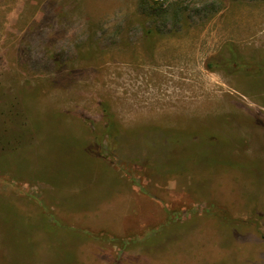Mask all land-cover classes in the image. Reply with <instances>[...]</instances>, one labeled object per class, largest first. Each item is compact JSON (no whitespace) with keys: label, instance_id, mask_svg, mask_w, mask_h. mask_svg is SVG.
I'll use <instances>...</instances> for the list:
<instances>
[{"label":"rangeland","instance_id":"rangeland-1","mask_svg":"<svg viewBox=\"0 0 264 264\" xmlns=\"http://www.w3.org/2000/svg\"><path fill=\"white\" fill-rule=\"evenodd\" d=\"M156 2L0 0V264H264V0Z\"/></svg>","mask_w":264,"mask_h":264},{"label":"trees","instance_id":"trees-1","mask_svg":"<svg viewBox=\"0 0 264 264\" xmlns=\"http://www.w3.org/2000/svg\"><path fill=\"white\" fill-rule=\"evenodd\" d=\"M143 2H151V3H153V4H159L158 2H156V0H142ZM224 62H226L225 60H224ZM228 62H229V60H228ZM211 65L212 64H208L207 66H208V68H212L211 67ZM216 66H217V68H218V65H215V67L213 68V69H216ZM243 67H246V68H248L249 70H252L254 67L255 68H257V69H259V67L257 66L256 67V63H245V64H243L242 65V68ZM252 69H251V68ZM102 115H103V117H102V121H103V129H102V133H101V137L102 136H105L106 138H109L110 140H113V138L115 137V136H117V133H118V126H117V124L115 123V121H114V119H113V117H112V115L109 113V108H108V106H106V105H104L103 106V109H102ZM9 115H10V117H12L13 115H14V113H13V111H11L10 110V112H9ZM176 134H178V133H176ZM167 136L168 135H170L169 137H165L166 139H167V141L168 142H172V143H174L176 146H177V144H179V142L181 141H183L182 139H180L179 137H177V135H174V133H168V134H166ZM4 137L1 135L0 136V144L2 143V142H4L5 144L7 143V144H9V142H7V140H6V142L4 141V139H3ZM111 142V141H110ZM112 144H113V142H111ZM6 144V147H1V150H5L6 152H7V150H8V145ZM203 144V143H202ZM204 144H206V145H208V142H205L204 141ZM213 145H215V144H212V146ZM214 150H215V148H214ZM214 150H207V151H204L203 149H200V147H196V152H197V155H198V157L197 158H195V157H191V160H193L194 162H197L198 160H200V159H202L201 157H203V156H206V155H212V154H214L213 153V151ZM10 152H7L6 154H9ZM13 153V152H12ZM182 155V154H181ZM170 155L168 154L167 155V158L166 159H168V161H167V163H165V164H163V168H168L169 166L171 167V166H173V162H174V159H172V162L170 161ZM2 159V157L0 156V160ZM92 159V158H91ZM188 158H181V160H179V163H178V161H175L174 163H177V166H179V165H184L187 161ZM93 160V159H92ZM95 163L96 162H98V161H96V160H93ZM181 162V163H180ZM223 165L225 164V165H228L229 163L227 162H223L222 163ZM167 165H169V166H167ZM4 166H7V165H4Z\"/></svg>","mask_w":264,"mask_h":264}]
</instances>
